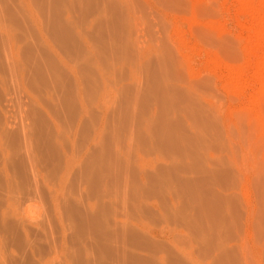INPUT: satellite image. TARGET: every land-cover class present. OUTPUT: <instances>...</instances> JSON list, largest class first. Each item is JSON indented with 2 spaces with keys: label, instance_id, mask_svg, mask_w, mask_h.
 <instances>
[{
  "label": "rangeland",
  "instance_id": "rangeland-1",
  "mask_svg": "<svg viewBox=\"0 0 264 264\" xmlns=\"http://www.w3.org/2000/svg\"><path fill=\"white\" fill-rule=\"evenodd\" d=\"M92 3L93 0H79L71 6L67 4V1L54 0H3L0 2L1 25L10 28L15 45L13 47L14 52L16 51V61H27L28 55H31L26 47L28 43L39 41L42 44L43 41L49 40L54 47L62 48L60 53L62 56L67 55L68 57L71 54L73 56L79 52L81 59L90 58L91 62L92 75L89 69H86V72H81L85 70L79 71L81 72L80 78L87 73L88 78L85 79V76L83 79L86 81L82 80V84L86 86L88 83L91 88L86 86L85 93L79 94L77 90H74V93L73 88L77 87L74 86L77 82L76 78L64 68V71L68 72L67 76L65 72L62 73L66 76L64 81L67 82L68 88L70 85L69 89L75 97L72 96L71 101L68 100V105L63 106L60 102L53 107L56 112L53 117L57 119L59 125V132L56 133L58 139L56 146L62 153L71 147V141L75 142L76 154L79 153L81 157L75 170L79 173L87 165L85 155L87 138L95 139L91 148L97 159L91 184L83 181L84 176H73V179L65 184L67 197L62 201L63 229L69 235L68 239L71 244L75 243L69 251L70 256L68 254L67 257H61L60 264L78 263L75 255L78 253L85 255V252L76 251V248H80L82 244L84 247H91L94 235L99 232L94 234L97 224L95 223L94 228L90 216L87 215V212L90 213L89 204L93 202V196L96 198L95 194L101 196L106 193L103 196H105L108 208L104 209L101 222L105 220L107 223H112L116 214L126 225L142 229L137 231L139 233L142 231L145 233V230L146 232L153 231L152 228L159 230L162 227H174L170 218L161 215L162 210L163 215H167L164 208L167 211H173V203L168 202L170 193H168L169 196H164L165 200H162L163 196L159 193L160 197L157 193L159 200L156 195L152 199L146 198L153 197V194H147L148 191L145 193L139 189L137 192V187L142 183L141 174L138 173L141 163L151 164L152 161H156L158 165H163L161 158L171 157L170 153L177 148L175 145H179L178 142L167 145L158 144L157 138L166 130L162 126L161 119L171 113H174L182 124L178 136L180 137L181 132H185L184 135H189L193 141L191 144L187 143L188 152L193 151L200 159L210 158L211 162L218 167L217 159H224L227 162L228 168L226 167L225 170L222 168L226 179L219 184L225 187L219 186L218 183L211 187L215 192L228 189L226 194L234 187H239L232 208L221 202V207L225 205L222 210L232 213L234 209L233 218L240 225L244 215V204L247 203L251 208V230L249 232L240 226L232 228L229 218L226 228H215L214 233L217 237L226 236L237 239L240 248L234 264H264L262 210L264 206V173L262 175L264 167V0H171L170 3L163 0H101L97 6L101 15L115 16L117 7L125 14V25L127 26L125 27L127 36L125 42L128 47L127 53L123 55L115 49L102 52L99 48L100 39L95 29L91 32L87 30L86 24L84 27V23L80 22L84 19L91 23L95 21V15L88 12ZM2 5H9V9L14 6L12 14L14 10L16 14L10 16L11 11L10 13L6 10L2 11L4 9ZM69 8L76 10V12H70L71 14L74 12L72 15L76 13L77 15L74 16L81 17L80 20L78 19L79 22L76 20L75 29L79 28L82 33L77 31L79 35H76V30H74V34L78 36L76 39L80 37L77 39L78 42L75 39V44L79 49L75 48L76 53L72 49L64 52V44L55 36L54 30L55 11H62L68 18ZM42 29L45 30L44 33ZM107 40L109 41L108 38ZM70 43L72 46V42ZM59 65L63 66L60 63ZM62 74L56 73L55 79L63 78ZM15 82L13 84V80H10L6 87L0 84V99L5 97L6 92H11L14 98L9 107L10 116L12 115L11 118L20 130L23 129L32 137L34 129L36 130L35 118L39 121H49L50 117L46 114L50 111L47 110L50 109L47 106L49 102L45 100L47 97L44 92L41 94L35 87L29 84L26 86V83H20V87L18 79ZM155 83L169 84L180 91L170 90L163 94L154 88L152 90ZM7 86L10 88L6 89ZM18 87L22 93H19ZM35 89L38 92H35ZM23 91H26V94ZM35 94L44 99L39 100ZM26 95L29 97L35 95L34 98H36L29 101ZM31 106L37 109H34L37 111L35 118L31 114L33 112ZM80 112L83 118L78 127ZM197 118H204L207 123L202 124ZM39 125L43 128L41 123ZM146 127L149 128L148 132L145 131ZM77 128L78 132L75 133L74 130L76 131ZM140 132L147 138V141L140 136ZM187 171V176H195V169L189 168ZM171 174L175 176L173 171ZM201 183L202 185L197 184L193 191L196 190L199 195L203 196L205 193L208 196V185ZM174 195H176L174 203L180 200L176 206L181 215L188 217L194 215L199 218V216L203 217L205 212H208L207 215L212 214L209 211L210 208L214 209L213 211H219L216 209L219 206L212 208V204H208L211 207L207 205L208 202L200 210V204L193 200L189 189L180 188L179 193L176 192ZM166 198L169 199L166 200ZM135 200L139 205L132 204ZM158 200L160 205L157 203ZM29 203L30 215L38 217L43 214L46 228L49 231L48 219L50 217H48L47 202L41 204L39 200L34 199ZM141 206L152 207L156 214H145V212L142 214ZM222 210L220 209L221 212ZM202 220L199 223L203 226L202 228H206L209 221ZM229 226L231 230L227 232ZM191 229H184L181 235L172 234L177 239L170 234H167L168 238L156 237L155 239L147 235L152 239L151 242L156 243H153L154 246L130 238L132 245L135 243L136 247L137 245L144 247L138 246L143 249L142 252L134 245H129L131 240L128 237L129 241L126 239L121 241L122 237L119 239L116 235H109L104 240L107 244L108 242L113 243V245L110 244L112 248L116 247L113 250L118 251L119 256L123 250L127 252L130 249L137 251L138 254L141 253L140 256L144 255L143 258L151 259L152 256L159 258L157 259L158 264H173L174 260L169 257L170 254L177 255L180 261L185 256L182 260L185 264H188L189 261L186 260L190 258L191 264H212V260L202 253V249H199L204 246L206 243L204 239L209 236L206 229L197 231ZM79 233L82 234L78 236ZM84 235H86L85 240ZM162 240L167 241L166 244ZM119 241L121 242L118 243ZM175 241H178L179 245ZM124 243L128 246L124 247L126 245ZM110 244H108L109 251L112 252ZM116 244L119 249L121 246L123 250L120 249L119 252ZM97 245L99 247L98 243ZM163 245H167L165 249L160 248L164 247ZM151 247L155 248H152L153 253ZM99 248L103 250L98 252L103 254L102 263L115 264L116 258H109L112 257L109 251L103 247ZM95 249L93 251H97ZM121 259L124 264H137L132 260L133 263H128L127 260L130 261V259L126 260L123 257ZM182 261L180 264H184Z\"/></svg>",
  "mask_w": 264,
  "mask_h": 264
},
{
  "label": "bare ground",
  "instance_id": "bare-ground-1",
  "mask_svg": "<svg viewBox=\"0 0 264 264\" xmlns=\"http://www.w3.org/2000/svg\"><path fill=\"white\" fill-rule=\"evenodd\" d=\"M54 1H63V2L67 1L68 5L71 4V6H73V3H77L79 0H54ZM99 1L101 0H93L92 5H90L88 8V12L91 13L92 15H95V18H94L95 21H92V23L90 21H85L87 19L80 20L81 19L80 16L78 17L74 16L76 13L72 15L74 12H76V10H74L73 8H69L68 10L69 12L65 11L68 13L67 14L68 18L65 17L66 14H63L62 11H55V15H54L55 20H56V23H55L56 25L54 29L55 36L58 37L63 42L64 52H67L71 49L73 52L74 51L75 53L77 52L75 50V48L78 49L77 45L75 44V39L76 37H78L76 35H79L77 34V31H79V28L78 30H76L75 24H76V20L78 22L80 20V22L84 23V27H85V24L87 25V30H90L92 32V29L93 30L95 29V32L98 34L99 39H100L99 48L101 49L102 52L112 51L113 49H115V51L119 52L121 55L127 53L128 45L125 42L127 39V36L125 34L126 32L125 27H127L125 25V14L120 8L117 7L115 9V14H116L115 16L101 15V11L97 7L99 5ZM163 1L169 2V3L171 2V0H163ZM0 2H3V0H0ZM8 3L9 2H7V4ZM2 6L4 7L2 11L4 10H6L7 12L11 11L10 16H13L14 14H16L14 10L15 9L14 6L12 7L14 8L13 9L14 14H12L13 13L12 8L9 9L8 7L9 5L8 6L2 5ZM72 11L74 12L71 14L70 12ZM69 13L71 15H69ZM78 15H80V13H78ZM1 24L2 23L0 21V84L5 85L6 87L7 83H9L10 80L11 81L13 80V84H15L16 83L15 80L18 79L19 85L20 83H26V86L27 84H29L31 85V87L32 86L33 88L35 87L38 91L41 92V94L44 92L45 97H47L45 100L49 102V105H47V103H44L45 102L44 100H43L44 101L43 103L49 106L50 108V109L46 108L47 110H50V111H47V112L45 111V112L50 118H48L49 121L47 122L45 120L39 121L38 118H35L37 115L36 114L37 109L34 108L36 109L34 110L31 106V110L33 111L31 114L34 116L35 121H36V130L34 129V133L32 134V137H31L28 135V132L24 131L23 129L20 130V128L17 127L16 123L11 118L12 115L10 116L11 112H10L9 107L11 106V102L14 98L10 94L11 92L10 93L6 92L7 94L5 93V97L3 99L2 98L0 99V264H60V258L63 256L67 257L70 249L74 247L72 244L75 243V242H72L71 244L70 239H68L69 235H67L63 229L62 201L63 199H65V197H67L66 196L67 192L65 191V187H66L65 184H67V182L70 179H73V176H79V177L84 176L83 181L85 180L87 184L88 183L91 184L90 182H92L94 179L93 175H94L95 168H96L94 165L97 162V159L96 157H94L95 153H93L92 148H91V146L94 144L95 139L91 137H90L91 139L87 138V145L85 147L87 165L85 168H83L81 172H79L80 174L75 170L76 164L78 160L81 158L79 157L80 156L79 153L76 154L75 142L71 141L70 143L71 147L69 149H65L64 152L62 153L56 146L58 142L56 133L59 132V127H58L59 125H58L57 119L53 117V114L56 113L53 107H56L58 103L60 104V102L63 106L68 105L67 104L68 100L71 101L73 94H72V91H70L69 89L70 85L68 88L67 82L64 81V78H66L67 76L66 73H68L69 71L75 76L76 81H77L75 82L76 84L74 85L77 87L76 89L73 88V91L77 90V92L81 94L82 92L85 93V91H87L86 86L88 88L89 87L91 88V86L88 85L87 82H86L87 83L86 86L82 84V80H84L83 78L85 76H86L85 79L88 78L87 73L85 74V76L82 75L84 76L83 78L79 77V74L81 72H86V69H89L88 71H90L89 73H91L92 75V71H91L92 69L90 70L91 62L89 60L90 58L81 59V57L79 56L81 55V53L78 55L79 52L74 54L73 56L72 54L69 55L68 56L69 58L66 57L67 55L62 56L60 54L62 52V48L58 47L59 48L58 49L56 48V46L54 47V45H52V43H50L51 41L49 40H46V42L43 41L44 43L42 44L39 41L36 43L35 42L28 43L26 47L28 49V52L31 53V55L30 54L28 55L26 62L16 61L17 60L16 55H15L16 51L14 52V47H13L15 45L13 43L14 40L12 39V35L10 34L11 33L9 30L10 28L8 29L6 25L2 26ZM35 25H37V23H35ZM42 25L44 24L42 23ZM74 30H76L75 31L76 35L74 34L75 33ZM38 31H39V28H38ZM43 31L45 30L42 29V32ZM80 36L82 38V35ZM83 38H84V35H83ZM107 38L109 39V41L107 40ZM73 39L74 41H72ZM77 39H76V42H78ZM70 42H72L73 47L71 46ZM79 47H80V44H79ZM77 56H79V58ZM56 60L59 62L57 63ZM59 63L63 65L62 66L63 68L59 65ZM64 68L68 70V72L64 71ZM81 70H85V71H81ZM79 71L81 72L79 73ZM63 72H65L64 74H66V76L62 74ZM56 73L62 74L63 78L56 80L54 77ZM69 78H70V75H69ZM89 79H91L90 76H89ZM8 88L10 87L7 86L6 89ZM153 88L156 91L157 90L161 91L163 94H166L170 90L174 92L180 91V89H178L177 87H174L169 84H161V83H155V86L152 87V90ZM36 89L34 91L38 92L36 91ZM18 90H20L19 93H22L19 87H18ZM23 92L24 94H26L25 93L26 91H23ZM29 95H26V98L28 97L29 101L32 99H35L36 98V97L34 98L35 95L37 96V94L31 95L33 97L31 96L29 97ZM37 97L39 100L44 99V98L41 99L40 95ZM42 97L44 96L42 95ZM81 98H83L82 95H81ZM106 100L107 99H105V101ZM73 101H74V98H73ZM73 101H72V104H73ZM28 103L32 104L30 102ZM74 104H75V101H74ZM39 107L41 108V106ZM78 118H79L78 120V127H79L80 123L82 122L83 115L82 114L79 115ZM197 119L202 124L207 123L204 118H197ZM38 123L39 124L41 123V126H43V128H41ZM161 123H162V126L166 128V130L164 131L163 134H161L157 138L158 144L167 145L170 143L176 144L178 142L179 145L178 146L175 145L177 148H175L174 151L170 153L172 154L171 157L168 156V158H161V160L163 161V165L161 164L158 165L156 161H152L151 164H145V162L141 163L142 165L138 169V173L141 174L142 183L138 187L137 186L136 187H137V192L140 189V190L145 191V193L148 191L150 193V194L147 193L148 195L153 194V197L151 196V198L146 197L148 199L154 198L155 195L158 197L157 193L158 194L160 193L163 197H161L160 194L159 196L162 198V200H165L164 196L167 197V195L169 196L168 193H170L171 201L168 198L169 199L168 202L173 203V211H167L164 208L165 214L167 215H163V210L162 212L161 211L159 212H161L162 216L166 218H170V220L174 224V227L167 226V227H162L159 230L152 228L153 231L146 232L145 230V233H143L144 231L139 233L137 231H140L142 229H138L136 226L135 228L133 226L126 225V223L122 221V219H120L116 214L114 215V221L112 223H107L105 222V220L101 222V218L105 212L104 209L108 208L107 201H105V196H103L106 193L103 195L101 194V196H99L98 194H95L96 198H94L93 196V202H90L89 204L90 213L87 212V215L90 216L89 218L91 219V222L94 223V224L92 223V226L95 228L97 224V227H98V228L96 227L97 231L95 230L94 234L95 232H98V231L99 232L94 235L92 239L93 242H91L92 245L90 244L91 247L94 249L96 248L95 250L97 251H93L94 249L92 250L91 247H84L82 244L83 240L80 238V240H82L80 241V243L82 244L83 247L81 246L80 248L79 247L78 248L75 247V248H76V251L85 252V255H81L79 253L76 254L75 259L77 258L78 263H75V264H103L104 262L102 263L101 261L103 254L98 253L103 250L99 247H103L104 249H106V251H109L108 244H110L111 242H108L107 244V242L104 240V238L109 235H113V236L116 235L117 237H119V239L122 237L121 241L123 239H126V241H129L128 238L129 239L133 238L137 241H140V243L141 241L142 242L144 241L150 246V245H153L154 242H151L152 239L149 238L147 235L152 236L154 239L156 237L168 238L169 236L167 234H170V235L177 234L178 235L184 229H191V228H193L194 231H197L198 229H206L207 234L209 236L205 239L203 236V239L206 243L204 244L202 248H199V249H202L203 251L202 253H205V255L208 256L210 260H212V264H234V259L236 258L237 253L239 252V248H240L239 244H237V241H236L237 239H234V238L231 239V237H226V236L217 237L214 231H215V228L217 229L226 228L227 222L230 218L232 228H237L240 226L242 229L249 232L251 230V208L250 206L247 203L244 204L245 205V207L243 206L244 215L240 221V225L233 218L232 214L234 213V209L232 210V213L231 212L229 213L226 209H225L226 211L224 212L222 208L225 205L228 204L232 208L235 198L238 195L237 193H238L239 186L234 187L233 189L229 190L227 194H226V191L228 189H224L223 192L221 191L215 192L211 186L215 183H218L219 185L223 181H225L226 174L224 170L228 168L226 166L227 162L224 161V159L223 160L217 159L218 165H219L218 167L216 166V164H214V162H211L210 158L200 159L199 157L195 156L196 154L193 151L188 152L187 143L191 144L193 143V141L191 140V137L189 135L187 136L184 135L185 132H181L180 137L178 136L180 130L182 129V124L180 123L179 119L174 113H171L165 116V118H162ZM148 130L149 128L146 127L145 131L148 132ZM74 132L77 133L78 128L76 129V131L74 130ZM140 136L144 140L147 141V138H145L141 134V132H140ZM150 140H151V137H150ZM189 168L195 169V176H187V172H188L187 169ZM262 170H263L262 171V175H263L264 167L262 168ZM172 171L174 172L175 176H172L171 174ZM201 182L205 183V186L208 185L207 187V191L209 194L208 196L205 193L202 196L196 193V190L193 191L194 187L197 184L202 185ZM221 187H225V185ZM180 188L189 189L190 195L192 196L193 200H195L196 202L200 204V210L208 202L207 205L212 204V208H214L215 206H219L216 209H218L219 211L221 209L223 212L221 211L219 212L216 210L213 211L214 209L210 208L211 205H208L210 206L209 211L212 212V214L209 213L207 215L208 212L207 213L205 212L204 216L203 217L199 216V218L194 215L193 216L190 215L189 217L186 215H181L178 210V207L176 206V204H179L180 200L174 203L175 196H176L174 194L176 192L179 193ZM157 197L156 199L159 198ZM34 199L39 200L41 204L46 201L49 206V216H48L50 217L48 219L49 225H50L49 231L46 228L45 218L43 217V214L38 217H33L30 215V203L29 202ZM168 199L166 198V200ZM159 200L157 201V203L160 205ZM181 200L182 202H184L183 199ZM162 202H165V201H162ZM221 202L225 203L223 207L220 206ZM132 204L139 205L137 200L133 201ZM263 205H264V200H263ZM161 206L164 207V205L162 204ZM141 210H142V214L144 212L145 214L146 213L156 214V212H154L152 207L141 206ZM262 210H263V216H264V206H262ZM145 214L143 216H145ZM202 219H205L206 222L209 221L206 228H202L203 226L200 225L199 223L203 221ZM235 224H237V226ZM147 228H148V225H147ZM230 230H231V226L227 228V232H229ZM81 234L79 233L78 236ZM86 235H84V237ZM75 236L76 235H74V237ZM81 237L83 238V235ZM115 237H114V240H115ZM85 239L86 237L84 238V240ZM174 239H177V238L175 237ZM78 240L79 239H77L76 241ZM116 240L118 241L117 238ZM121 241H119L118 243H120ZM137 241L136 243L138 244ZM162 241L164 242V244H166L165 242H167L164 240ZM131 242L132 240L129 241L130 243L129 245L133 246L135 244L134 243L135 241L133 240V243H134L133 245ZM158 242L160 243V240ZM175 242L177 243L178 241H175ZM97 243L99 244V247ZM111 244L113 245V243ZM111 244H110V248H112ZM127 244L124 247L128 246ZM177 244L179 245V243ZM87 246H88V242H87ZM138 246L144 248L141 245H137V247L135 246V248H137L140 251L141 250L143 251V249L142 248L140 249ZM165 246L160 247V248L165 249ZM115 248L116 247L112 248V252L110 251L108 252L112 256L109 258H114V259L116 258L115 264H124V262L121 259L122 257L126 260L130 259V261L127 260L128 263L134 261V263L137 262V264H158L157 259L159 258H156L154 256H152L151 259L143 258L144 255L140 256L141 253L138 254L137 251L134 252L133 250H130V249L127 251L128 248L125 249L127 252H123L124 250L121 249V246H120V249L123 250L122 251L123 254H122V252H120L121 250L119 249L117 245V248L119 249V252L122 255V256L121 255L119 256L117 254L118 251L113 250ZM152 248L154 247H151V252H152ZM155 248H157V246ZM193 251H195V249H193ZM162 253H164V251ZM176 256L174 254L169 255V257L174 260L173 264H180L181 261L185 258L184 256V258L181 259L180 261L179 257L177 258ZM187 257H188V254H187ZM196 257H197V254H196ZM190 259L186 260V261H189L188 264L190 263ZM182 262L185 264V261H182ZM70 264H74V263H70Z\"/></svg>",
  "mask_w": 264,
  "mask_h": 264
}]
</instances>
